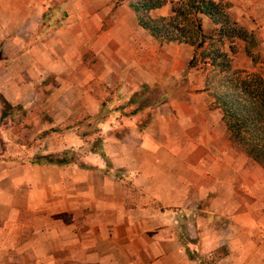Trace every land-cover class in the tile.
<instances>
[{"label": "crops", "instance_id": "1", "mask_svg": "<svg viewBox=\"0 0 264 264\" xmlns=\"http://www.w3.org/2000/svg\"><path fill=\"white\" fill-rule=\"evenodd\" d=\"M170 1L150 14L169 15ZM214 1L254 34L257 59L242 39L224 50L259 72L264 0ZM192 54L126 2L0 0V96L21 141L69 125L63 140L79 145L84 118L108 111L88 165L0 155V264H206L182 245L183 223L200 239L188 250L219 253L212 264H264V166L232 143ZM4 139L5 153L19 141Z\"/></svg>", "mask_w": 264, "mask_h": 264}, {"label": "trees", "instance_id": "2", "mask_svg": "<svg viewBox=\"0 0 264 264\" xmlns=\"http://www.w3.org/2000/svg\"><path fill=\"white\" fill-rule=\"evenodd\" d=\"M126 2L134 11L138 23L161 42L188 43L193 54L188 66L204 74V89L211 97L210 106L222 113L233 144L251 159L264 166V78L259 72L234 65L232 56L224 50L236 51V39H242L245 52L254 60L256 40L250 33L229 19L228 3L214 0H175L171 13L153 17L152 9L168 0H115ZM200 14L209 16L218 25L214 33L202 29ZM45 158L41 160V157ZM40 158V159H38ZM30 163L65 165L72 163L62 154L35 156Z\"/></svg>", "mask_w": 264, "mask_h": 264}, {"label": "rangeland", "instance_id": "3", "mask_svg": "<svg viewBox=\"0 0 264 264\" xmlns=\"http://www.w3.org/2000/svg\"><path fill=\"white\" fill-rule=\"evenodd\" d=\"M240 47V45H236ZM258 64V63H257ZM256 64V65H257ZM258 68L260 69L259 73L264 78V62L263 64H258ZM14 107L10 106L7 101H5L0 96V155H8L9 158H16L21 159L25 161L32 160L35 156H42L46 154H62L64 153V157L66 159L72 160L74 163L79 165H88V158L86 155L90 154L91 151H99L102 145V142L100 141L105 137V135H108V124L107 121H105L108 118V111H100L96 116L91 117L92 120H89L90 118H84L86 120L85 124L78 128L77 130L81 131L82 135H86L87 138H84L83 142H81L79 145H73L69 143L65 139V132L71 130V126H62V127H55L50 129H44L38 134H33V140L32 141H21L20 134L22 128L12 126L10 125L8 121V117L10 115H13L15 112ZM89 120V122H87ZM63 132L62 134L56 135V133L53 132ZM4 135H10L13 138H17L16 142H13L12 144H9V147H12L10 150L8 147V151L5 153V147L7 146V141L4 139ZM234 146H236L234 144ZM241 150L240 147L236 146ZM10 150V151H9ZM43 160L45 158L41 157ZM40 159V158H38ZM86 163V164H85ZM258 163V162H257ZM259 164V163H258ZM261 165V164H260ZM263 166V165H261ZM184 227L182 230V245L186 248L187 252L191 256H197L199 258H202L206 264H212L214 262L215 258L218 257L219 253L214 254H198L196 252L192 253L189 248V245L192 244H198L199 238L194 237L193 235H188V225L186 226L183 223ZM189 243V244H188Z\"/></svg>", "mask_w": 264, "mask_h": 264}]
</instances>
